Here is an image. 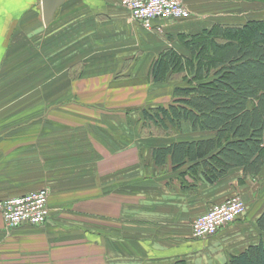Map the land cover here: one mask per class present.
I'll use <instances>...</instances> for the list:
<instances>
[{
	"label": "crops",
	"instance_id": "1",
	"mask_svg": "<svg viewBox=\"0 0 264 264\" xmlns=\"http://www.w3.org/2000/svg\"><path fill=\"white\" fill-rule=\"evenodd\" d=\"M185 2L189 10L197 3ZM199 22L154 21L147 31L119 0H67L45 27L40 0H0V202L49 193L42 226L8 231L0 213V264H225L246 248L245 223L256 229L255 220L233 222L207 239L193 238L190 224L244 194L252 179L233 170L209 185L199 173L156 167L151 149L179 139L154 142L142 133L141 116L133 121L122 107L115 122L116 107L108 106L116 96L148 100L143 86L147 93L163 85L151 82V64L180 46L179 34L198 32ZM69 34L76 44L68 45ZM69 47H76L83 68L76 77L63 54ZM115 67L119 83L128 78L142 85L114 88ZM86 104H103L92 110L111 116L92 126L91 158L74 149L83 144L74 140L85 126L68 117L84 116Z\"/></svg>",
	"mask_w": 264,
	"mask_h": 264
},
{
	"label": "trees",
	"instance_id": "2",
	"mask_svg": "<svg viewBox=\"0 0 264 264\" xmlns=\"http://www.w3.org/2000/svg\"><path fill=\"white\" fill-rule=\"evenodd\" d=\"M178 41L179 48H166L153 61L149 78L184 85L174 86L167 106L143 111L141 120L163 133L187 126L193 138L152 148L151 161L194 178L199 173L209 185L233 170L257 178L264 169V19L202 28L179 34ZM255 226L258 241L225 264H264V212Z\"/></svg>",
	"mask_w": 264,
	"mask_h": 264
},
{
	"label": "rangeland",
	"instance_id": "3",
	"mask_svg": "<svg viewBox=\"0 0 264 264\" xmlns=\"http://www.w3.org/2000/svg\"><path fill=\"white\" fill-rule=\"evenodd\" d=\"M196 4L190 9V20H200L199 22V27L200 29L202 28H209L214 25H226V24H243L248 20H261L264 19V1L260 2H247L244 0H196ZM129 13V12H128ZM130 15V14H129ZM37 25L42 26L41 22H38ZM199 27H197L199 29ZM199 29V30H200ZM198 30V31H199ZM74 34H69L68 35V45H71L73 42V45L76 44V35L73 36ZM60 38L57 37L56 39ZM179 48V47H178ZM76 49V47H74ZM71 49L69 47L68 50L63 52L65 54L64 56L67 55L68 59H66V62L69 63V69L70 72H73V75L76 77L78 75V72L82 71L81 67L78 66L79 61L77 60V53L76 50ZM86 60V59H85ZM115 70L116 74H112V79L113 83L112 86L114 88L120 89L121 86L124 87L125 90L130 88V86H139L142 85L140 83H132L129 82V79L127 78L126 81H121L120 83L117 81L118 76H119V68L115 67L112 68ZM125 69V68H124ZM105 70V69H104ZM87 73L90 71H94L93 69L86 70ZM81 75V74H80ZM79 75V76H80ZM135 77L140 76L137 74H134ZM137 75V76H136ZM70 79L74 78L72 75H68ZM174 78H178V76H173ZM142 83H145L144 81ZM74 85V84H73ZM181 85L183 86L184 84L181 81H169L165 82L162 87L160 85L157 86H152L150 90L146 93L144 90L143 86V96L144 97L149 95V99L145 101V99L140 98V96H134L131 99H128L126 97L124 98H119V97H114V98H109L108 106L109 107H116V111L114 110V113L117 114L113 117V120L115 122H119L120 119V113L117 111L118 109L122 107H127L128 113L131 114L133 117V121H138V118L140 119V116L143 111H148V112H153L156 109L160 107H165L167 106L171 101H172V90L174 86ZM72 86V84L69 82V87ZM40 84H38V88L40 89ZM122 93H125L124 95L127 94V92H118L114 91L111 93L112 95H117ZM118 95V96H120ZM60 100L53 102V111L56 112L59 110V108H55ZM94 106L95 110L97 109H103L105 105L99 104V105H85V114L84 116H77V115H68L69 121L70 122H75L79 124H83L85 126L84 130V136L82 134H79V137H76V140H79L80 142H83L79 147H74L75 150L80 151L83 148V155L89 156L90 158L93 155V146L91 144V134L94 133L92 126L95 123H98L97 126H99V120L98 118L101 116H105V118H109L111 116L106 115V114H98V112L93 111L92 107ZM130 106L133 107V111H130L128 108ZM70 109H72V106H70ZM106 112H112V110H106ZM134 112V113H133ZM133 113V114H132ZM114 115V114H113ZM83 127V126H82ZM142 133L144 135H148L150 138H157L154 140V142L160 141L158 139L164 138V140H181V139H192L193 135L189 132V129L187 126H183L181 131L177 133L174 130H169L166 133L161 132L157 128L151 127V126H143L142 127ZM71 134V131H70ZM77 153V152H76ZM86 168H91V161H89V164H85ZM239 196L242 201L244 202L245 205V212L244 214L238 218L234 223L237 222H245L246 220L255 223L258 219V217L264 212V169L262 173L257 177L249 181V185L246 186V190H244V194H239L235 195ZM246 220H245V219ZM250 223V222H249ZM257 229L253 228L251 225H246L245 223V232L242 234V239L241 242L245 243V246L247 247L250 244H254L257 242L258 239V233L256 231ZM217 234V233H216ZM215 234V235H216ZM244 235L246 236V240H243ZM215 237V236H213ZM211 237V238H213ZM247 243V244H246ZM240 250V248H239Z\"/></svg>",
	"mask_w": 264,
	"mask_h": 264
},
{
	"label": "built area",
	"instance_id": "4",
	"mask_svg": "<svg viewBox=\"0 0 264 264\" xmlns=\"http://www.w3.org/2000/svg\"><path fill=\"white\" fill-rule=\"evenodd\" d=\"M119 5L129 12L130 18L145 30H153V22L184 21L189 19L190 10L184 0H119ZM49 193L38 192L13 197L0 202V213L6 230L22 226H42L49 218ZM245 212L239 196L212 206L190 224L191 235L196 239L214 236L221 228L233 223Z\"/></svg>",
	"mask_w": 264,
	"mask_h": 264
},
{
	"label": "water",
	"instance_id": "5",
	"mask_svg": "<svg viewBox=\"0 0 264 264\" xmlns=\"http://www.w3.org/2000/svg\"><path fill=\"white\" fill-rule=\"evenodd\" d=\"M42 9V22L45 27H49L57 16L59 8L67 0H40Z\"/></svg>",
	"mask_w": 264,
	"mask_h": 264
}]
</instances>
